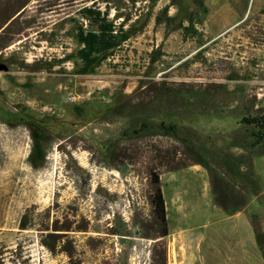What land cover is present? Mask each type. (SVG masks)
<instances>
[{
	"label": "rangeland",
	"instance_id": "obj_1",
	"mask_svg": "<svg viewBox=\"0 0 264 264\" xmlns=\"http://www.w3.org/2000/svg\"><path fill=\"white\" fill-rule=\"evenodd\" d=\"M84 6L114 35L87 67L74 39L92 29ZM240 17L233 0H28L0 50V264H66L37 242L46 210L47 222H86L68 233L79 264H149L150 171L165 264H264V125L248 122L264 118V8ZM159 153L186 164L165 170ZM208 170L241 207L211 202ZM24 211L32 225L18 230Z\"/></svg>",
	"mask_w": 264,
	"mask_h": 264
},
{
	"label": "trees",
	"instance_id": "obj_2",
	"mask_svg": "<svg viewBox=\"0 0 264 264\" xmlns=\"http://www.w3.org/2000/svg\"><path fill=\"white\" fill-rule=\"evenodd\" d=\"M28 2V0H0V50L11 43L18 32H11L8 30V26L14 20L22 10L23 6ZM103 15V14H102ZM113 26L110 22H103L97 25L98 31L93 32L89 29L82 30L80 26H76L74 30V39L79 44V48L76 50V54L81 60L83 67L90 66L93 64L98 56H102L105 51L111 48L113 45ZM7 34V38L5 34ZM232 77V75L230 76ZM184 82L181 81H159L150 82L145 88L151 87V91H157L158 85H164L166 87L174 85H182ZM163 89V87H162ZM248 122H254L257 125H264V118L261 120H248ZM254 143H256L258 140ZM252 143L249 144L251 146ZM119 148L114 149L110 158L114 159L118 156ZM174 154V152H173ZM160 160H158L157 165L163 167L165 170H174L186 162H179L172 155L158 154ZM189 164L199 163V159L196 156L187 160ZM207 183L210 192L211 202L221 210L236 209L243 205V198L241 194L237 191H232L227 188L222 179L216 176L211 170L207 172ZM150 182V193L148 196V201L151 206V212L154 219L157 222L158 228L156 233L150 237V250H149V264H165V247L163 237L166 234L164 226V210L163 204L165 201L162 200L159 187L157 185V176L153 171L148 173ZM21 185L15 190L17 196H23L26 190L27 182L21 180L19 182ZM46 212L41 213L42 219L38 223V228L36 232L38 234L37 242L40 246L46 249L50 253H62L66 258V264H79L78 258L75 256L74 247L71 238L68 236L69 232L72 231H84L86 227V222H76L73 224L71 219L65 218V216L60 219L52 217L48 222L46 218ZM40 215V214H39ZM251 228L253 232L254 242L259 246L260 234L257 230V225L254 219H250ZM29 216L26 211L22 212L16 222V228L18 230H24L31 226ZM261 256L264 258V252H260Z\"/></svg>",
	"mask_w": 264,
	"mask_h": 264
},
{
	"label": "crops",
	"instance_id": "obj_3",
	"mask_svg": "<svg viewBox=\"0 0 264 264\" xmlns=\"http://www.w3.org/2000/svg\"><path fill=\"white\" fill-rule=\"evenodd\" d=\"M202 4H203V2H202ZM233 4L235 5V7L238 11V15L241 14V17L238 19V22H240L241 20H243L246 17L249 10L254 12L257 9H259V7L264 8V0H250L249 3L247 2V0H233ZM77 10H81V13L79 15L81 18L84 17L85 19L90 21V24H92V29H89V30H91L93 32L98 31L97 25H99V23L101 24L104 21H108L106 17H108L109 15L103 16L100 8L91 9V7L88 8V6H84V7H79ZM228 74H230V75H232V77H234L236 72L231 71V72H228ZM237 212L238 211H236L235 213H237ZM254 244L255 243H254V237H253V245ZM186 246L188 247V245H186ZM164 247H165V262H166V255H167L168 247H167V243L165 244V242H164ZM197 247L199 248V245ZM190 248H192V247H190ZM180 262H182V264H194L193 260L191 259V256H188L187 258L180 260Z\"/></svg>",
	"mask_w": 264,
	"mask_h": 264
},
{
	"label": "built area",
	"instance_id": "obj_4",
	"mask_svg": "<svg viewBox=\"0 0 264 264\" xmlns=\"http://www.w3.org/2000/svg\"><path fill=\"white\" fill-rule=\"evenodd\" d=\"M247 2L249 3V2H250V0H247Z\"/></svg>",
	"mask_w": 264,
	"mask_h": 264
}]
</instances>
